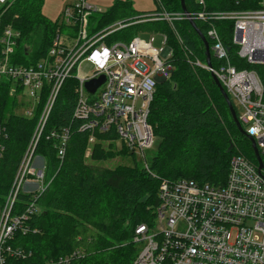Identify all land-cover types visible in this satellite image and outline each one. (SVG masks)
<instances>
[{
  "label": "built area",
  "instance_id": "obj_1",
  "mask_svg": "<svg viewBox=\"0 0 264 264\" xmlns=\"http://www.w3.org/2000/svg\"><path fill=\"white\" fill-rule=\"evenodd\" d=\"M8 1L0 0V4ZM203 3L199 0L201 6ZM257 3L258 7L246 10L209 12L203 7L193 13L161 10L134 20V23L164 20L172 26L174 20L192 19L207 24L205 38L211 53L210 65L198 59L188 61L215 75L230 101L240 108L237 118L253 139L262 168L258 169L255 157L252 161L235 154L229 159L222 185L186 179L159 180L153 226L141 223L134 230L138 252L133 264H264V86L255 69L237 68L231 63L229 47L215 26L217 21L232 22V44L238 59L264 66V0ZM101 12L85 0L66 6L61 24L70 34L61 35L63 28L58 30L46 56L35 65L13 64L10 57L18 33L6 27L0 35V79L12 82V92L20 88L24 116L32 117L40 106L30 141L0 204V264H70L77 254L72 252L42 263L30 262L32 252L20 247L17 240L20 234L36 232L29 221L38 213L39 197L50 182H45L44 159L35 153L44 132L46 139L56 141L58 159L62 160L65 154L69 128L47 131L45 128L65 80H74L76 115L80 113L83 117L82 126L89 141L96 134L111 132L128 152L143 158V151L152 145L149 107L157 83L171 74V49L161 33H154L162 38L158 48L152 45L154 34L149 38L150 46L144 48L140 35L129 40L112 38L114 33L134 23L127 24L132 20L129 18L90 26L89 18ZM100 76L102 83L93 93L88 92L85 83ZM4 138L5 127L0 124V158ZM144 168H148L145 162ZM19 194L29 195V199L21 204Z\"/></svg>",
  "mask_w": 264,
  "mask_h": 264
},
{
  "label": "trees",
  "instance_id": "obj_2",
  "mask_svg": "<svg viewBox=\"0 0 264 264\" xmlns=\"http://www.w3.org/2000/svg\"><path fill=\"white\" fill-rule=\"evenodd\" d=\"M42 1L0 4V35L6 27L19 33L11 56L15 65H35L46 56L57 31L64 28L59 20L52 21L40 13ZM257 1L203 0L201 6L199 0H184L190 13L202 7L209 12L253 9L258 7ZM155 3L154 12H181L180 0ZM148 13L152 12L133 10L126 1L118 0L99 13L97 23L104 26L122 19L135 20ZM196 26L206 37L207 24L196 21ZM215 26L229 47L231 63L237 68L255 69L264 86V66L246 64L234 52L233 23L217 21ZM150 33L166 36L172 71L168 79L157 83L149 107L148 122L156 145L148 168L136 163L98 166L97 162L116 156H133L124 146L115 150L114 142L108 149L101 147L98 138L115 139L111 132L96 134L91 158L85 160L88 133L82 126L83 117L76 115L74 80H65L45 127L46 131L69 128L65 154L58 159L56 141L46 139L44 132L35 153L44 159L45 182H50L39 197L38 213L29 221L36 232L20 234L17 239L20 247L32 252L30 262L42 263L76 252L70 264H133L138 252L134 230L141 223L153 226L159 180L186 179L219 186L225 182L231 155L240 153L236 149L255 161L250 142L237 129L211 74L188 61L205 62L203 44L188 20H174L172 26L164 20H146L119 30L112 38L129 40ZM11 86L10 80L0 79V124L6 131L0 158V204L12 185L40 110L38 105L32 117L18 113L24 100L20 88L12 92ZM18 198L24 204L29 195L19 194ZM91 212H95L94 217Z\"/></svg>",
  "mask_w": 264,
  "mask_h": 264
},
{
  "label": "rangeland",
  "instance_id": "obj_3",
  "mask_svg": "<svg viewBox=\"0 0 264 264\" xmlns=\"http://www.w3.org/2000/svg\"><path fill=\"white\" fill-rule=\"evenodd\" d=\"M77 1L78 0H43L42 4L40 6V13L52 21L59 20V22L61 23L63 21L62 17H63L64 8L66 6H72ZM116 1H118V0H85L86 3L91 4L93 6H96L100 11L107 10ZM119 1H126V4L128 5V7H130L133 10H136V11H150V10H154L156 8L155 0H119ZM99 16H100L99 13H94L92 15V17L89 18L90 26L91 25L95 26V23L97 22V18H99ZM140 22H142V21H140ZM131 23H134V19L127 21V24H131ZM65 34H70V33L67 29L63 28L61 35H65ZM149 36H150V34L141 35V46L143 48L150 46ZM15 44H16V40H15ZM152 45L155 48H158L161 45V37L159 35H155V39L152 42ZM12 54L13 53H11V56H12ZM10 60H11V57H10ZM86 69H87V66L84 65L83 70L85 71ZM25 100H26V102L29 101V99L27 97L25 98ZM232 103H233L234 107L236 108V111L240 112L241 111L240 108L237 106V104L233 100H232ZM24 111H25V109H21V107H20V109L18 110V113L24 114ZM38 114H39V112H38ZM96 140H97L96 135H95V138L93 139V141H89L87 139V147H86L85 152H84L85 160H89L91 158L92 151H93V145L95 144ZM97 141H100L101 147H103L104 149L105 148L108 149V144L113 143V142L115 145V147H114L115 150H120L122 148L121 147L122 145L119 142L118 138H115V139H100V138H98ZM155 145H156V140L154 138L151 147L149 149H145L143 151L144 158L140 157L139 154H132L131 153L133 156H131V155L116 156L114 158H110V159H107L105 161L97 162L96 164L98 166H101V167L113 168L118 164L132 165V164L136 163V164H138V166L144 167V162H145L148 166L151 157L155 153ZM236 147H239V146L236 145ZM230 148H232V146H230ZM235 151L240 152V153H234L231 156H233L235 154L244 155L238 149H236ZM86 162H88V161H86ZM28 179L30 181L29 176H28ZM94 213L95 212H91L92 217H94V215H95Z\"/></svg>",
  "mask_w": 264,
  "mask_h": 264
},
{
  "label": "water",
  "instance_id": "obj_4",
  "mask_svg": "<svg viewBox=\"0 0 264 264\" xmlns=\"http://www.w3.org/2000/svg\"><path fill=\"white\" fill-rule=\"evenodd\" d=\"M180 7H181V11L184 12V13H187V10H186V6H185V2L184 0H180ZM190 25L192 26V28L195 30L196 34L198 35L199 39L201 40L202 44H203V48H204V57H205V61L207 63V65L209 66L210 65V58H211V53H210V50H209V45H208V41L207 39L205 38V36L198 30L197 26H196V23L192 20V19H188ZM165 51H168V48H166ZM214 83L216 84V86L218 87L220 93L222 94L227 106H228V109H229V112L231 114V117L237 127V129L239 130V132L244 135L249 141H250V146L252 148V151H253V155L258 163V169L260 170L262 168V160H261V157L259 155V152L255 146V143L253 141V139L251 138V136H249L248 134L245 133V131L243 130L238 118H237V115L235 113V110L233 108V105L228 97V95L226 94V92L224 91V89L222 88L220 82L218 81V79L216 78L215 75H211ZM103 81V76H100L99 78H96V79H92V80H89L85 83V87L87 89L88 92L90 93H93L94 90L102 83ZM264 177V176H263Z\"/></svg>",
  "mask_w": 264,
  "mask_h": 264
},
{
  "label": "crops",
  "instance_id": "obj_5",
  "mask_svg": "<svg viewBox=\"0 0 264 264\" xmlns=\"http://www.w3.org/2000/svg\"><path fill=\"white\" fill-rule=\"evenodd\" d=\"M155 10V9H154ZM154 10H150L149 12H154ZM102 11H105V10H102ZM154 33H150V36H152ZM154 35H158V34H154ZM150 36H149V38H150ZM160 36V35H159ZM141 37V36H140ZM161 37V36H160ZM161 41H162V38H161Z\"/></svg>",
  "mask_w": 264,
  "mask_h": 264
}]
</instances>
